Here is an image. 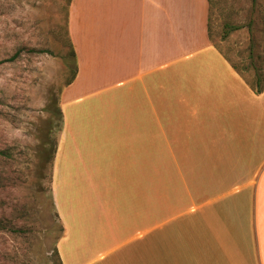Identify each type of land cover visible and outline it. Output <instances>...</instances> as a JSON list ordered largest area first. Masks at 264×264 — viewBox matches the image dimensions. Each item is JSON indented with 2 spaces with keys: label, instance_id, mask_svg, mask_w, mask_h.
Returning <instances> with one entry per match:
<instances>
[{
  "label": "crops",
  "instance_id": "1",
  "mask_svg": "<svg viewBox=\"0 0 264 264\" xmlns=\"http://www.w3.org/2000/svg\"><path fill=\"white\" fill-rule=\"evenodd\" d=\"M209 11L71 0L77 74L59 99L52 176L74 181L75 223L108 245L98 260L124 247L119 264L144 249L177 264L180 241L193 264H264V92L211 43Z\"/></svg>",
  "mask_w": 264,
  "mask_h": 264
},
{
  "label": "rangeland",
  "instance_id": "2",
  "mask_svg": "<svg viewBox=\"0 0 264 264\" xmlns=\"http://www.w3.org/2000/svg\"><path fill=\"white\" fill-rule=\"evenodd\" d=\"M212 1V44L242 68L251 63L252 44V61L261 64L264 0ZM68 2L0 0V264H54L55 248L62 264L124 263V247L97 259L108 245L91 243L87 221L75 223L74 181L60 179L55 169L51 184L50 162L42 154L44 142L58 141L63 132V122L48 123L46 109L70 77ZM226 26L239 30L223 39ZM83 186L88 194L89 182ZM151 253L142 250L132 264H150ZM177 264H193L180 241Z\"/></svg>",
  "mask_w": 264,
  "mask_h": 264
},
{
  "label": "trees",
  "instance_id": "3",
  "mask_svg": "<svg viewBox=\"0 0 264 264\" xmlns=\"http://www.w3.org/2000/svg\"><path fill=\"white\" fill-rule=\"evenodd\" d=\"M207 1L209 2L210 8H211L213 1L212 0H207ZM253 1H255V0H253ZM70 3H71V0H69V2H68V7H69ZM207 26H208L209 39H210L211 43H213L209 21H208ZM225 30L226 31L224 32L223 39H226L229 33L239 30V27L226 26ZM64 37H65V42H66V45L68 48V55L72 59L69 62V66H68V69L70 71V77L66 81V83L64 84L63 88H61L59 90V92L57 94L58 95L57 98L55 100H52L51 103L49 105H47L46 112L49 115V117H48V123L49 124H58V123L62 122V113H61L60 104H59L60 95H61L64 88H66L72 84V82L74 81L76 74H77L76 55H75L73 44H72V41L70 39L69 32H68V9H67V27H66V30L64 32ZM213 45L215 46V48H217V46L215 44H213ZM263 49H264V46H263ZM219 52L223 55L225 60L230 64L232 69L239 76H241V78L245 81L247 86L250 88V90L254 94L260 95L264 92V58H263V61L261 64H257L254 60L252 61V59L254 57V46L252 44L249 47V51H248V53H249L248 59L250 60L251 63L247 67H243V68L240 66L241 65L240 62L233 61L226 54H224L221 50H219ZM263 52H264V50H263ZM43 145H44V151L42 152V154L43 155L45 154L44 161L50 162L51 184H52V168H53V162H54V159H55V156L57 153V140H54L53 142L46 140ZM1 225L2 224L0 223V228H1ZM51 258H52V262L54 264H62V261H61V258H60V255H59L57 248H55L53 250Z\"/></svg>",
  "mask_w": 264,
  "mask_h": 264
}]
</instances>
